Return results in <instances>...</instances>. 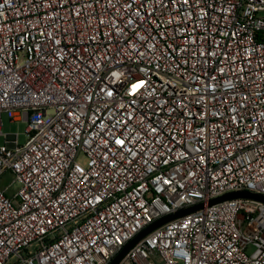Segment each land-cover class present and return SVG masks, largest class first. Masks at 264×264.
Instances as JSON below:
<instances>
[{
  "label": "built area",
  "instance_id": "obj_1",
  "mask_svg": "<svg viewBox=\"0 0 264 264\" xmlns=\"http://www.w3.org/2000/svg\"><path fill=\"white\" fill-rule=\"evenodd\" d=\"M0 136V264H264V0H0Z\"/></svg>",
  "mask_w": 264,
  "mask_h": 264
},
{
  "label": "water",
  "instance_id": "obj_2",
  "mask_svg": "<svg viewBox=\"0 0 264 264\" xmlns=\"http://www.w3.org/2000/svg\"><path fill=\"white\" fill-rule=\"evenodd\" d=\"M239 197H245V198H254V199H258L260 201H263L264 202V197L262 196H259L257 194H253V193H250V192H242V193H232V194H229V195H226L224 197H221V198H218V199H215V200H212L210 202V205L212 204H216L218 202H221V201H224V200H227V199H234V198H239ZM203 207L202 204L198 205V206H195V207H192V208H189V209H185V210H182L176 214H173V215H170V216H167L157 222H155L154 224H152L151 226H149L147 229H145L144 231H142L140 234H138L136 236V238H134L130 243H128V245L123 249V251L113 260V262L111 264H118L120 262V260L122 259V257L134 246L136 245L139 241H141L146 235H148L149 233H151L153 230L157 229L158 227L164 225L165 223L167 222H170L174 219H177L181 216H184L188 213H191L193 211H196L198 209H201Z\"/></svg>",
  "mask_w": 264,
  "mask_h": 264
},
{
  "label": "rangeland",
  "instance_id": "obj_3",
  "mask_svg": "<svg viewBox=\"0 0 264 264\" xmlns=\"http://www.w3.org/2000/svg\"><path fill=\"white\" fill-rule=\"evenodd\" d=\"M2 122H3L2 133L4 135L17 134L19 144L23 145L26 143V124L25 123H23V122H21V123L12 122L7 114L2 115ZM4 144H5V138L3 136H0V146H3ZM11 181H12V177L9 176V174H8L0 181V186L5 187ZM14 189L15 188H12L11 193ZM249 252L252 253L253 248H250Z\"/></svg>",
  "mask_w": 264,
  "mask_h": 264
},
{
  "label": "snow or ice",
  "instance_id": "obj_4",
  "mask_svg": "<svg viewBox=\"0 0 264 264\" xmlns=\"http://www.w3.org/2000/svg\"><path fill=\"white\" fill-rule=\"evenodd\" d=\"M143 82H140V84L133 85V90H136L138 87L142 86Z\"/></svg>",
  "mask_w": 264,
  "mask_h": 264
}]
</instances>
